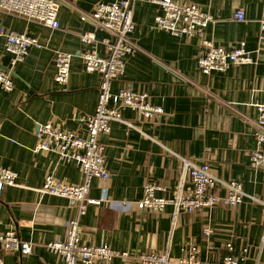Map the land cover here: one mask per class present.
I'll use <instances>...</instances> for the list:
<instances>
[{"label":"crops","instance_id":"obj_1","mask_svg":"<svg viewBox=\"0 0 264 264\" xmlns=\"http://www.w3.org/2000/svg\"><path fill=\"white\" fill-rule=\"evenodd\" d=\"M97 1L64 0L58 12L59 28L0 10V27L38 38L41 46L11 66V54L0 38V66L10 69L14 87L0 89V167L16 172L14 185L0 196V232L14 229L31 243L29 254L8 251L0 243L2 264H60V256L47 243L63 239L66 222L77 215L69 198L40 194L45 177L78 184L83 181L75 161H63L52 151H36L37 123L50 122L60 129L84 135L83 118L94 112L100 75L87 71L80 53L89 48L80 34L92 31L98 41L107 34L89 21H81L77 9L91 12ZM207 11L211 19L200 33L173 35L158 29L154 17L159 5L135 0L132 41L143 53L125 55L123 74L111 89L132 87L145 91L163 112L138 118L125 108L122 115L136 128L112 121L110 131L99 135L104 144L108 178L93 177L88 197L101 199L89 204L79 216L81 242L105 243L112 249L167 253L171 262L185 256L191 245L201 261H215L230 253L245 264H264V168L250 165L256 141L250 120L257 117L254 103L264 101V0H188ZM242 9L244 20L234 19ZM202 39L235 47L245 43L256 51L254 64H232L222 71L204 74L197 68ZM57 50L73 54L68 81L55 79ZM96 51L104 54L98 43ZM179 156L204 160L210 172L224 180L235 179L245 193L235 206L222 203L191 213L175 211L167 204L160 212L139 210L145 184L160 185L158 196L172 197L181 187H191L182 173ZM219 195L226 193L218 187ZM95 264H139L131 257H115Z\"/></svg>","mask_w":264,"mask_h":264},{"label":"built area","instance_id":"obj_2","mask_svg":"<svg viewBox=\"0 0 264 264\" xmlns=\"http://www.w3.org/2000/svg\"><path fill=\"white\" fill-rule=\"evenodd\" d=\"M134 1H97L91 12L78 9L76 11L81 21L91 22L107 36L98 41L96 34L92 31L80 34L81 42L89 45L88 49L80 53L84 67L87 71L97 72L100 75L94 112L83 118L86 126L85 134L79 135L74 131L60 129L50 122L36 125L35 135L38 140L36 151H52L63 161H75L83 175L81 183L71 184L59 181L48 174L38 190L40 194L66 197L77 204V215L67 220L64 238L47 243V248L60 256V264L109 263L115 257L123 259L131 257L139 264H245L238 255L231 253L233 247L230 244L227 245L230 253L215 261L197 259V248L191 245L185 256L171 262L167 253L149 251L129 254L126 251L112 249L105 243L85 244L81 242L79 216L84 214L87 205L101 202V199L88 197L90 180L93 177L106 179L109 176L105 167V147L100 142L99 135L110 131L112 121L125 124L127 129L136 128L132 121L123 117L122 110L125 108L134 111L138 118H149L163 112L161 106L152 104L145 91L135 90L132 87H119L116 91L111 89L112 81L124 72L125 55L143 53L130 38L134 29ZM149 1L161 8V12L154 17L155 27L173 35L198 34L211 19L207 11L197 3L188 0ZM63 5L73 8L64 0H0V10L28 20L39 21L54 29L60 26L58 12ZM233 17L238 21H243V10L236 9ZM261 31L264 33V22L261 24ZM0 38L4 39L5 51L11 54V66L23 59L30 48L41 46L35 36L5 30L1 27ZM98 43L103 44L104 54L96 51ZM72 56V53L63 50L55 52L54 79L58 84L63 85L68 81ZM256 61V51L247 50L244 42L228 48L216 45L211 40L202 39L197 68L200 72L208 74L214 70H225L232 64H254ZM13 87L12 72L0 66V89L10 91ZM254 106L257 117L250 120V125L256 148L251 151L250 165L254 169H259L264 168V101L254 103ZM179 159L182 173L188 176L191 187L185 191H182L180 187L172 197H165L158 196L156 193L161 188L160 185L149 182L144 186L141 199L137 201L139 210L150 209L160 212L167 204H172L175 211L182 210L191 213L219 203L235 206L242 201L245 193L239 181L216 177L210 172V165L207 161H196L183 156H179ZM15 179V171L0 167V196L5 186L15 184ZM218 187L225 188L226 193L219 195L215 191ZM0 243L4 249L20 254H29L32 249L31 243L21 240L12 228L0 232ZM0 264H2L1 260Z\"/></svg>","mask_w":264,"mask_h":264}]
</instances>
